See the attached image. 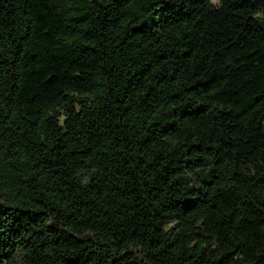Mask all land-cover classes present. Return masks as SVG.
<instances>
[{"label":"trees","instance_id":"trees-1","mask_svg":"<svg viewBox=\"0 0 264 264\" xmlns=\"http://www.w3.org/2000/svg\"><path fill=\"white\" fill-rule=\"evenodd\" d=\"M0 264H264V0H0Z\"/></svg>","mask_w":264,"mask_h":264}]
</instances>
